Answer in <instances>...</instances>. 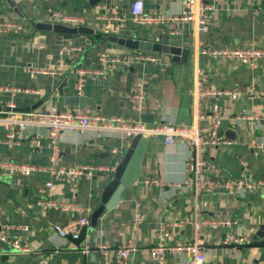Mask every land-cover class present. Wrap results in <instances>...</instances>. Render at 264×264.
Masks as SVG:
<instances>
[{"label":"crops","instance_id":"1","mask_svg":"<svg viewBox=\"0 0 264 264\" xmlns=\"http://www.w3.org/2000/svg\"><path fill=\"white\" fill-rule=\"evenodd\" d=\"M89 1L0 0V21L18 22L24 29L18 34L0 35V87L28 91L0 93V161L48 167L53 155L45 128L27 131L19 145L4 144L7 139L5 113L10 106L20 111L42 112L46 105L53 104L63 112L73 109L85 114L134 118L149 125H190L195 113L192 92L199 71L206 73L210 82L221 89L264 92V61L252 69L238 61L221 62L210 55L217 49L264 47V0H210L214 9L207 21V31L200 30L197 24L137 26L130 17V7L135 0H104L96 7L88 6ZM143 1L147 14L158 12L168 16L186 12L185 0ZM101 5L104 8L98 9ZM111 11L125 17L119 30L115 29V22L96 21L98 16ZM56 13L83 18L85 21L80 27L94 29L95 35L68 38L69 34L55 31V25L79 28L57 23L53 18ZM100 34L102 37L97 39ZM108 36L151 42L162 40L164 44L180 45L191 52L186 63L157 53L161 55L162 65L121 64L104 76L89 75L82 93L78 94L77 69L100 70L101 53L109 51L121 57L131 53H152L118 44L109 47ZM65 46L80 50L61 55ZM37 69L51 73L38 74ZM138 82L146 89L141 115L128 101V95ZM73 95L86 97V107L72 108L65 104ZM262 107L261 101L248 96L202 103V109L207 113L203 126L211 128L215 119H220V133L233 142L230 147L205 150L207 169L212 177L221 180L245 176L264 179V150L256 148L261 145L264 149V127L259 120L264 117ZM247 115L257 120H243L242 117ZM144 139L146 162L140 176L123 192L119 206L106 219L102 216L96 227L83 228L79 239L70 235L61 237L53 232L52 225L67 227L83 214L67 215L54 209L43 211L38 206L39 200L46 199L39 189L49 180L47 173L30 176L4 173L0 176L8 185V189L0 194V221L17 227L19 230L10 232L9 238L28 248L27 253L9 252L7 245L0 244V264H103L102 256L94 250L96 244L114 248L128 240L138 247V251L130 255V264H158L150 250L157 245L161 224L192 220L196 214H199L198 219H225L233 223L226 229H202L200 241L206 253L204 264H264V193L217 191L196 196L190 189H180L187 178L189 146L181 142L166 146L162 139ZM130 140L120 132L95 128L84 132L65 131L58 143L59 164L62 168L100 165L117 169ZM155 170L162 186L148 189L142 181L152 177ZM98 175L82 178L77 185L75 203L90 211V215L108 183V176L113 177L112 174ZM52 198L70 202L69 186L57 184ZM137 204L142 206L145 214L139 228L133 225ZM170 231L173 242L194 240L192 225L170 228ZM228 234L246 237L251 243L223 245L221 242ZM89 246L92 250L85 254L84 248ZM192 259V255L181 254L167 258L163 264H190Z\"/></svg>","mask_w":264,"mask_h":264},{"label":"built area","instance_id":"2","mask_svg":"<svg viewBox=\"0 0 264 264\" xmlns=\"http://www.w3.org/2000/svg\"><path fill=\"white\" fill-rule=\"evenodd\" d=\"M32 1V0H24ZM210 0H185L186 12L182 15H168L162 13L147 14L145 12V4L143 0H135L130 7V17L137 26H152L163 23L176 24H197L199 29L207 31V21L211 18L213 6L209 4ZM259 1V0H256ZM103 5L98 9H103ZM109 12V11H108ZM57 23L64 25L80 27L84 24V19L77 16L56 13L53 15ZM96 21L107 24L106 22H115L116 30L124 25L125 17L118 12H110L100 15ZM23 26L18 22L0 21V35H12L22 32ZM79 48L65 46L60 52L61 55L70 54L79 51ZM210 55L221 62L238 61L243 65L255 69L261 61H264V47H236L217 49L210 52ZM100 70L77 69V92L82 93L86 78L89 75L104 76L110 71L116 70L121 64H157L162 65L161 55L157 53H131L128 56L112 55L106 51L99 55ZM36 73H51L45 69H37ZM55 74V73H52ZM8 92L27 93L21 89L10 87H0V93ZM253 97L262 102L264 110V92L252 89L251 92L235 90L229 91L221 89L210 82L209 77L203 71H199L198 78L195 82L192 92L194 102V117L192 124L174 125L172 123H160L150 126L140 119L106 117L96 113L85 114L79 111H60L53 104L45 106L42 112H16L13 106L8 107L5 114V126L7 130V139L5 145H19L24 139L27 131L35 128H45L47 135L53 148L51 164L48 167H37L33 165H20L10 161H0V176L6 174L9 176H30L34 173L45 172L49 175V180L39 189V193L46 196L45 200H39L38 206L43 210L54 209L63 212V214L71 215L73 213H81L84 216L75 222H70L67 227L61 224L52 225L53 232L61 237L79 239L83 228L90 226V211L79 207L75 203L77 185L80 179H91L95 175L106 172H115L116 169H107L100 165H79L72 168H62L59 164L58 143L60 136L65 131L84 132L89 128H95L101 131L120 132L132 139L138 135L149 138L162 139L166 146L181 142L187 144L190 148V156L187 161V178L180 189H190L196 196L201 193L224 192L230 194L240 193H264V179H250L245 176L240 179H217L210 175L207 169V160L205 150L208 148H226L233 145V142L220 133V119H215L211 128L204 127L203 123L207 121V113L202 109V103L205 101L214 102L222 98L232 100L241 99L243 97ZM128 101L132 109L141 115L146 101V89L143 83L138 82L134 90L128 95ZM1 113V112H0ZM243 120L254 122L257 118L249 115L243 116ZM37 137H41L36 133ZM258 151H263V146L257 145ZM245 170L247 167L245 165ZM155 174L142 181L144 187L150 189L153 187H161V182ZM57 184H66L69 186L71 193L70 202L56 201L54 196L55 186ZM198 209V207H197ZM196 214L194 219L178 220L172 223H163L158 233V242L155 247L150 250L152 258L163 264L167 258L178 256L181 254H189L193 256L190 264H204L206 253L200 235L203 228L210 229H226L232 226V222L225 219H198ZM145 220V214L140 204L136 205L133 225L139 228ZM192 225L194 228V240L192 242H173L170 228L176 229ZM13 230H19L17 227L0 221V244L7 245L9 252L27 253L28 248L22 246L17 240H11L9 233ZM223 245H242L250 244L251 240L246 237H238L235 235H226L221 242ZM85 254L91 252V247H85ZM103 258V264H130V255L138 251V247L132 240H128L120 245L110 248L109 246L98 243L94 247ZM236 252V251H234ZM1 254V253H0Z\"/></svg>","mask_w":264,"mask_h":264},{"label":"water","instance_id":"3","mask_svg":"<svg viewBox=\"0 0 264 264\" xmlns=\"http://www.w3.org/2000/svg\"><path fill=\"white\" fill-rule=\"evenodd\" d=\"M101 1L104 0H90L88 6L96 7ZM54 29L55 31L69 34L70 37L68 38H72L73 35L92 36L96 33L94 29L85 27L71 28L63 25H55ZM101 37V34L97 35V39H100ZM107 41L109 43V47H112L114 44H118L126 46L129 49H136L144 52L165 53L174 57L173 61H179L180 63H186L191 52L190 49L180 45L164 44L162 40H160V42H151L137 39H120L115 36H108ZM86 99V97L73 95L66 99L65 104L72 108H84L86 107ZM71 110L74 111L73 109ZM15 111L22 113L27 112L20 111L17 108ZM142 118H144V116H142ZM259 120L264 127V117L261 116ZM150 126H152V124H150ZM144 141L145 139L141 135L132 138L129 142V148L125 153L123 161L118 166L114 174L113 172H106L98 175L99 177L105 174H112L113 177L108 176V183L104 188L101 198L97 202L95 208L91 211V215L89 216L91 227H96L98 220L102 216L103 219H106L109 214L119 206L123 192L132 187V184L140 176L141 170L145 166L146 162V159L144 158V154L146 153V145L144 144ZM7 189L8 185L6 184L4 178L0 177V194Z\"/></svg>","mask_w":264,"mask_h":264},{"label":"rangeland","instance_id":"4","mask_svg":"<svg viewBox=\"0 0 264 264\" xmlns=\"http://www.w3.org/2000/svg\"><path fill=\"white\" fill-rule=\"evenodd\" d=\"M3 175V174H2Z\"/></svg>","mask_w":264,"mask_h":264}]
</instances>
